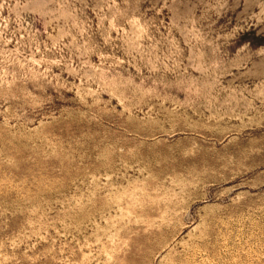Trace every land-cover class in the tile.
I'll return each mask as SVG.
<instances>
[{
	"label": "rangeland",
	"instance_id": "obj_1",
	"mask_svg": "<svg viewBox=\"0 0 264 264\" xmlns=\"http://www.w3.org/2000/svg\"><path fill=\"white\" fill-rule=\"evenodd\" d=\"M0 264H264V0H0Z\"/></svg>",
	"mask_w": 264,
	"mask_h": 264
}]
</instances>
